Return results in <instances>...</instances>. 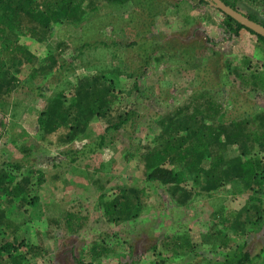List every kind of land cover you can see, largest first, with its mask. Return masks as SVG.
I'll return each mask as SVG.
<instances>
[{"label":"rangeland","instance_id":"374dc122","mask_svg":"<svg viewBox=\"0 0 264 264\" xmlns=\"http://www.w3.org/2000/svg\"><path fill=\"white\" fill-rule=\"evenodd\" d=\"M120 1L95 0L81 21L19 40L32 64L15 62L0 92V176L25 192L0 188V263L221 264L226 235L264 264V196L259 205L239 176L241 155L264 160V142H232L238 126L264 130L263 44L228 34L210 2ZM238 6L264 21V0ZM95 78L105 86H85ZM54 109L65 121L47 135L38 119ZM184 122L212 127L225 148L212 145L181 186L149 182L162 133L194 144ZM241 210L245 224L227 221Z\"/></svg>","mask_w":264,"mask_h":264},{"label":"trees","instance_id":"16d2710c","mask_svg":"<svg viewBox=\"0 0 264 264\" xmlns=\"http://www.w3.org/2000/svg\"><path fill=\"white\" fill-rule=\"evenodd\" d=\"M116 1L121 2L120 0ZM200 1L202 4H209L208 0ZM221 1L232 9L242 13L245 17L264 27V21L259 20L258 17L254 14L244 13L239 8V0ZM94 2L95 0H0V92L5 87L4 83L8 76L9 78L11 77V68H13L12 65H14L15 62H19L20 65L23 66L25 65V62H30L32 64V60L28 58L26 61H23V59L26 58L24 57V55H29V52L26 48H24V44H21L19 42L21 38L31 37L32 34L30 35V32H32V30L36 28H38L39 32H41L40 34H42L43 36L48 32H51L53 30L52 27L56 25H63L66 22L75 24L77 21H81L83 15L86 14L85 6H87L88 4V6H90V9H92ZM217 11L224 17L223 24L228 34L238 37L243 30H246L247 32L255 36L257 40L264 46L263 37L258 36L251 30L245 28L242 24L233 20L230 16L224 14L221 10L217 9ZM31 55L30 57H32ZM34 67L35 66L31 65V69L34 70ZM98 80L100 79L95 78L93 83H85V86H88L91 89L95 85L100 86L101 84V86H105L103 82L100 81V83ZM112 86H114V81H112L111 83V87ZM108 91H110V89H108ZM6 92L7 95L11 93L9 85L7 86ZM110 93L111 92H108L107 96H110ZM61 97L62 95H59L58 101L59 99H61ZM103 100L105 102L108 101V97L104 98ZM72 103L70 104L71 109L72 106L77 107L79 104L77 101L73 104ZM101 108L102 107L100 106L99 109ZM100 115L98 112V116ZM42 116L39 117L38 122L41 125L40 127L42 128V130L45 131L47 135L54 131L55 127L61 128L65 121L64 112L62 114L60 111H58V109H54L48 112L46 118L45 116ZM192 119H194L195 123H197L196 120L198 119V116L196 115L195 117H192ZM184 124L185 125L183 126V128L186 132H190V135H192L195 141L194 144L191 147H185V142L188 140L187 136L185 137V139H183V141L176 142V137H166L168 133H162L160 137L163 139V143L154 148L153 151L148 155V157H146L148 171V175L146 178L149 182H157L162 186H181L185 183L186 180V168L193 166L192 164L200 163L207 159L208 155L205 153L210 152L209 150L212 145H218L222 149L225 148V144L222 141V135H217L214 138V134H212V127H205L202 124L200 127L196 128V125H190L188 123V125H186L185 122ZM181 125L182 124H180V126ZM48 127H50L51 131L48 130ZM72 128L74 129V126L70 127L68 131ZM206 129L207 131H209V133L205 132ZM79 131L81 132L80 129L74 130L71 135L69 134V137H65L61 141L66 143L69 140L72 141L73 139H77V134ZM233 134L235 135L232 142L235 143H239L241 141V136L243 135L246 136L245 138H248L249 140L254 139L253 141L258 143L259 145L262 144V141L260 140H263L264 142V130L257 131V129H255L254 127L249 128L248 124L245 126V128H241V126H238L236 132ZM262 147H264V144L262 145ZM248 154H246L245 152L241 155V158H243L244 161L239 168V176L241 177V180L247 183L249 191H253L256 195H258L254 198V200H256L258 204L261 205L262 198L264 196V160L261 157L259 158V155ZM215 160L217 168L219 165H222L224 163L222 154ZM167 166H171L172 169H169ZM18 179L19 178H16V182L14 184H12L13 181L5 183L4 179H2V177L0 176V188L2 189V192L5 193V196L8 199L22 198V194H24L25 190L23 192L21 191L20 182H18ZM260 196H262V198ZM126 203L128 202L126 201L123 204ZM123 204L120 208H125L127 206ZM118 205L119 203H115L114 208H116ZM108 213L110 214V211H108ZM243 213L244 212H242V210L238 211L237 215H232L231 218L229 216L227 221L232 223L235 220V225L236 222H238L239 227L247 222V220L245 219L246 216ZM262 218L263 217L261 216L257 222L260 223ZM237 219L238 221H236ZM3 225V221H1L0 219V230H2V228L4 227ZM233 241L237 240L227 237L226 235H223L221 237V242H223V247H225V260L221 264H253L255 259L252 258V256L248 252H244L242 247L237 243H233ZM230 243L235 245L234 247L231 246L233 249L228 248ZM22 246L24 245L20 244V247ZM12 247L14 248V246ZM30 249L31 255L35 256L38 254L35 248L30 247ZM6 253L9 254L8 257L12 258L13 254L10 253L9 249L6 250ZM2 254L4 253L3 248L1 247L0 257H2ZM259 257L260 256H257L256 258L258 259ZM87 264L95 263L90 262Z\"/></svg>","mask_w":264,"mask_h":264},{"label":"water","instance_id":"95a60500","mask_svg":"<svg viewBox=\"0 0 264 264\" xmlns=\"http://www.w3.org/2000/svg\"><path fill=\"white\" fill-rule=\"evenodd\" d=\"M210 4L218 10H221L224 14L230 16L236 22L242 24L245 28L251 30L256 35L264 38V27L249 18L245 17L242 13L227 6L221 0H208Z\"/></svg>","mask_w":264,"mask_h":264}]
</instances>
